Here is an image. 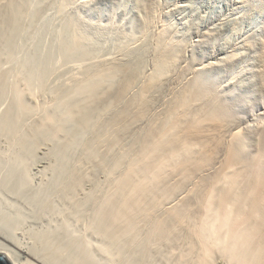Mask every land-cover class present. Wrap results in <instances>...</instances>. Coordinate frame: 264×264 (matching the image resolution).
<instances>
[{"label":"rangeland","instance_id":"rangeland-1","mask_svg":"<svg viewBox=\"0 0 264 264\" xmlns=\"http://www.w3.org/2000/svg\"><path fill=\"white\" fill-rule=\"evenodd\" d=\"M263 177L264 0H0L3 236L73 263L78 240L98 264H175L227 232L250 255ZM127 195L130 234L103 232Z\"/></svg>","mask_w":264,"mask_h":264},{"label":"bare ground","instance_id":"bare-ground-1","mask_svg":"<svg viewBox=\"0 0 264 264\" xmlns=\"http://www.w3.org/2000/svg\"><path fill=\"white\" fill-rule=\"evenodd\" d=\"M214 123H215V121H213ZM212 123V122H211ZM210 123V125H212ZM217 123V122H216ZM199 124V123H198ZM203 126V125H202ZM201 127V126H200ZM210 130H211V128H209ZM209 129H207V130H209ZM202 130H204V129H202ZM206 130V129H205ZM194 132H196L195 130H194ZM204 132V131H203ZM206 132V131H205ZM207 132H211V131H207ZM213 133V132H212ZM215 133V132H214ZM189 134V133H188ZM203 134V133H202ZM193 135H195V134H193ZM207 135V134H206ZM206 137V136H205ZM239 137V136H238ZM203 139V138H202ZM238 141V140H237ZM207 145V144H206ZM212 149V148H211ZM230 150V149H229ZM233 153V152H232ZM233 157V156H232ZM261 159V158H260ZM10 161V160H9ZM17 162V161H16ZM262 162V161H261ZM259 163V162H258ZM232 164H233V162H232ZM255 164V163H254ZM12 165H13V163H12ZM20 165V164H19ZM227 165V164H226ZM230 165V164H229ZM235 165V164H234ZM15 166V165H14ZM19 168V167H18ZM21 168V167H20ZM15 170H16V167H15ZM18 170V169H17ZM16 170V171H17ZM21 170V169H20ZM224 170H226V169H224ZM254 171H255V169H254ZM15 172V171H14ZM18 172H19V170H18ZM21 173V172H20ZM19 173V174H20ZM14 174V173H13ZM17 174V173H16ZM224 174V173H223ZM262 174V173H261ZM22 175V174H21ZM19 176V175H18ZM14 178V177H13ZM264 178V177H263ZM11 180V179H10ZM22 181H23V179H22ZM13 182V181H12ZM14 182H16V181H14ZM6 183H7V181H6ZM22 183V182H21ZM26 183V182H25ZM230 183V182H229ZM263 183H264V181H263ZM13 186V185H12ZM17 186V185H16ZM15 187V186H14ZM21 187V186H20ZM13 188V187H12ZM17 189V188H16ZM6 190V189H5ZM8 191V190H7ZM6 191V192H7ZM15 191V190H14ZM262 191V190H261ZM44 192V191H43ZM258 192V191H257ZM48 193V192H47ZM46 193V194H47ZM261 193V192H260ZM26 194V193H25ZM35 194V193H34ZM12 195V194H11ZM16 194H14L13 196H15ZM257 195H258V193H257ZM25 196V195H24ZM28 196V195H27ZM32 196V195H31ZM35 196H37V195H35ZM39 196V195H38ZM43 196V195H42ZM128 197L130 196V195H127ZM227 196V195H226ZM8 197V196H7ZM16 197V196H15ZM41 197V196H40ZM256 197V196H255ZM225 198V197H224ZM26 200H27V198H25ZM68 199V198H67ZM131 199L132 198H127V197H124V198H122L120 201H119V203L120 204H118V201H116V205H115V202H109L104 208H103V211H102V218H103V220L108 224V227L107 228H105L104 227V229L105 230H103V232L105 231L106 232V230H107V232L106 233H112L113 231H115V234H114V232H113V235H118V233L117 232H121L120 234H122V236L124 235V236H126V235H129L130 234V232H131V229H132V226H131V224L133 223L132 222V220L134 219V217H133V215L131 214ZM31 200V199H30ZM35 200H37V199H35ZM221 201L222 200H224V199H220ZM226 200V199H225ZM228 200H229V198H228ZM232 200V199H231ZM8 201V200H7ZM42 201L44 202V200L42 199ZM37 202H39V201H37ZM68 202V201H67ZM223 202V201H222ZM221 202V203H222ZM243 202V201H242ZM259 202V201H258ZM57 203V202H56ZM221 203H220V205H221ZM230 203H232V202H230L229 201V203L228 204H230ZM260 203V202H259ZM8 204V203H7ZM32 204V203H31ZM60 204V203H59ZM58 204V205H59ZM68 204V203H67ZM225 204V203H224ZM228 204H227V206H228ZM233 204V203H232ZM57 205V204H56ZM234 205V204H233ZM41 206H42V204H41ZM55 206V205H54ZM225 206V205H224ZM231 206V205H230ZM235 206V205H234ZM240 206H241V204H240ZM66 207V206H65ZM222 207V206H221ZM57 208V207H56ZM30 209V208H29ZM61 209V208H60ZM77 209V208H76ZM241 209V208H240ZM15 210V209H14ZM40 210H41V208H40ZM79 210V209H78ZM227 210H228V207H227ZM246 210V209H245ZM13 211V210H12ZM30 211V210H29ZM56 211V210H55ZM67 211V210H66ZM221 211V210H220ZM219 211V212H220ZM224 211V210H223ZM223 211H222V213H223ZM232 211H234L233 209L231 210V212ZM45 212V211H44ZM47 212V211H46ZM49 212V211H48ZM237 212H238V209H237ZM237 212H235V213H237ZM40 213V212H39ZM54 213V212H53ZM77 213H78V211H77ZM221 213V212H220ZM234 213V212H233ZM239 213V212H238ZM237 213V214H238ZM225 214H226V212H225ZM45 215V214H44ZM54 215V214H53ZM68 215V214H67ZM71 215H73V214H71ZM245 215V214H244ZM249 215V214H248ZM251 215V214H250ZM22 216V215H21ZM37 216V215H36ZM46 216V215H45ZM225 216V215H224ZM54 217H55V215H54ZM71 217V216H70ZM74 217H75V215H74ZM133 217V218H132ZM235 217H236V215H235ZM245 217H247V216H245ZM245 217H243V218H245ZM250 217V216H249ZM83 218V217H82ZM100 218V217H99ZM68 219V218H67ZM237 219V218H236ZM242 219V218H241ZM55 220H57V219H55ZM62 220V219H61ZM70 220V219H69ZM73 220V219H72ZM245 220V219H244ZM53 221V220H52ZM60 221V220H59ZM97 221V220H96ZM224 221H225V219H224ZM254 222V221H253ZM237 223H238V221H237ZM104 224V223H103ZM107 224H105V226L107 225ZM252 224V223H251ZM66 225V224H65ZM69 225V224H68ZM71 225V224H70ZM219 225V224H218ZM213 226V225H212ZM249 226H250V224H249ZM10 227V226H9ZM56 227V226H55ZM100 227V226H99ZM154 227V229H153V231L151 232V234L149 233V235L148 236H146L142 241H139V244H138V246L142 249V247H144L145 246V248H143L142 250H144V249H146V248H148L149 246H150V244H160L161 243V241L164 239V237H165V231H164V228H162L161 227V225H160V223L158 224H156L155 226H153ZM152 227V228H153ZM214 227V226H213ZM255 227H256V225H255ZM62 228V227H61ZM131 228V229H130ZM210 228H211V226H210ZM247 228H248V226H247ZM246 228V229H247ZM66 229H68V228H66ZM71 229V228H70ZM213 229V228H212ZM97 230V229H96ZM95 230V231H96ZM235 230V229H234ZM249 231L248 232H250V231H252V230H250V229H248ZM2 231V230H1ZM52 231H55V230H53L52 229ZM232 231V230H231ZM2 232H4V231H2ZM2 232H0V254L1 255H3L6 259H7V261L9 262V264H98L97 262H100L99 261V259L98 258H95L94 256H95V254L94 253H92V255H90V252H88L85 248V245H80V243L82 244V242H80L79 240L77 241V242H79V249H81L80 250V252H82L81 254H82V256H83V258L82 259H80L79 261L77 260L75 263H73L72 262V260L71 259H69L68 257V259L69 260H71V261H69L67 258H65V257H63V256H58L56 253H54V252H49V251H47V252H44L42 255L41 254H39L38 253V251L37 252H34L32 249H26L23 245H22V243L21 242H18V240H17V242H16V240L15 239H13V238H11V239H13V240H11L10 238H9V236L8 237H6V236H3L1 233ZM57 232V231H56ZM61 232V231H60ZM68 232V231H67ZM202 232H204V231H202ZM59 233V232H58ZM62 233V232H61ZM100 233V232H99ZM206 233H208L207 232V230H206ZM89 234V233H88ZM90 234H91V232H90ZM98 234V233H97ZM119 234V235H120ZM246 234H248V236H249V233H247V231H246ZM256 234V233H255ZM254 234V235H255ZM62 235V234H61ZM70 235V234H69ZM95 235V234H94ZM93 235V236H94ZM101 235V234H100ZM107 235V234H106ZM105 235V236H106ZM118 235V236H119ZM208 235V234H207ZM253 235V236H254ZM40 236H42V235H40ZM47 236V235H46ZM64 236V235H63ZM98 236V235H97ZM200 236V235H199ZM256 236V235H255ZM45 237V236H44ZM92 237V236H91ZM99 237V236H98ZM110 237H112V236H110ZM114 237V236H113ZM116 237V236H115ZM240 235L239 236H235L233 233L231 234L230 232H227V234L226 235H224V237L222 238V236H221V238H219V240H216V241H213L214 242V244H212V245H209V243H206L204 240L202 241V243L201 244H199V245H197V244H195V243H190V242H188V245H187V248L185 249V250H180V252L177 254V257H175L174 258V262H175V264H212L213 263V251H215V249H217L218 248V250H219V252H221L222 253V255L221 256H224V258H225V253L226 252H228V250H226L224 247H225V243H228L229 244V246L233 249V252H231L233 255H231V256H229V258H228V260L230 259V261L227 263V264H262V259H261V250H260V246L262 245V243H258L257 244V241H259V239L256 241V245H253L254 247H255V250H254V253H252V254H250V255H248V253H245V251H244V249L243 248H245V249H248L247 247L249 246H251V245H249V242H248V244H245V243H242V242H240ZM261 237V236H260ZM39 238V237H38ZM57 238V237H56ZM74 238H75V236H74ZM94 238V237H93ZM200 238H202V237H200ZM210 238V237H209ZM40 239H41V237H40ZM45 239V238H44ZM80 239V238H79ZM104 239V238H103ZM137 239V238H136ZM15 240V241H14ZM55 240V239H54ZM201 240V239H200ZM199 240V241H200ZM262 240V239H261ZM35 241V240H34ZM38 241V240H37ZM42 241H43V238H42ZM64 241V240H63ZM96 241V240H95ZM105 241V240H104ZM103 241V242H104ZM117 241V240H116ZM210 241H212L211 239H210ZM263 241H264V238H263ZM54 242V241H53ZM76 242V243H77ZM100 242V241H99ZM21 243V244H20ZM36 243V242H35ZM43 243V242H42ZM56 243V242H55ZM54 243V244H55ZM86 243V242H85ZM88 243V242H87ZM96 243V242H95ZM108 243V242H107ZM134 243V242H133ZM247 243V242H246ZM251 243V242H250ZM67 244V243H66ZM84 244V243H83ZM89 244V243H88ZM120 244V243H119ZM25 245V244H24ZM34 245V244H33ZM43 245V244H42ZM59 245V244H58ZM63 245V244H62ZM76 245V244H75ZM97 245V244H96ZM96 245H94V246H96ZM32 246V245H31ZM60 246V245H59ZM87 246V245H86ZM98 246V245H97ZM38 247V246H37ZM64 247V246H63ZM83 247V248H82ZM92 247V246H91ZM215 247V248H214ZM261 247H263L262 249V251H263V253H264V245H262ZM40 248H41V245H40ZM57 248V247H56ZM177 248V247H176ZM230 248V249H231ZM35 249H36V247H35ZM92 249H94V248H91L90 249V251H92ZM139 249V248H138ZM141 249H140V252H142L141 251ZM174 249V248H173ZM38 250H39V247H38ZM42 250H43V247H42ZM68 250V249H67ZM95 250V249H94ZM99 250V249H98ZM108 250H110L109 248H108ZM107 250V251H108ZM126 249H124L123 251H125ZM44 251V250H43ZM65 251V250H64ZM71 251V250H70ZM162 251V250H161ZM164 251V250H163ZM217 251V250H216ZM232 251V250H231ZM74 252H75V250H74ZM110 252H111V250H110ZM144 252V251H143ZM166 252V251H165ZM96 253V252H95ZM103 253V252H102ZM109 252H107V254H108ZM112 253V252H111ZM115 253V252H114ZM123 253V252H122ZM168 253V252H167ZM215 253H218V252H215ZM64 254V253H63ZM75 254H76V252H75ZM94 254V255H93ZM135 254V253H134ZM133 254V255H134ZM141 254V253H140ZM143 254V253H142ZM228 254V253H227ZM44 255V256H43ZM98 254L96 253V256H97ZM109 255V254H108ZM111 255V254H110ZM110 255H109V257H106L107 258V261H111V262H115L114 260H112L111 258H110ZM116 254H114L113 256H115ZM136 255V254H135ZM159 255V254H158ZM69 256V255H68ZM75 257L76 256H78V254L77 255H74ZM81 256V255H80ZM112 256V257H113ZM143 256V255H142ZM163 256V255H162ZM176 256V255H175ZM104 257V256H103ZM127 257V256H126ZM131 257V256H130ZM159 257V256H158ZM216 257V256H215ZM230 257H232L233 258V260L230 258ZM70 258H72V255L70 256ZM74 258V257H73ZM72 258V259H73ZM136 258V257H135ZM162 258V257H161ZM76 258H74V260H75ZM103 259V258H102ZM116 259V258H115ZM163 259V258H162ZM155 260V259H154ZM131 261V260H130ZM145 261V260H144ZM167 261V260H166ZM140 262V261H139ZM146 262V261H145ZM106 263V262H105ZM105 263H103V264H105ZM109 263V262H108ZM149 263V262H148ZM147 263V264H148ZM153 263V262H152Z\"/></svg>","mask_w":264,"mask_h":264},{"label":"water","instance_id":"water-1","mask_svg":"<svg viewBox=\"0 0 264 264\" xmlns=\"http://www.w3.org/2000/svg\"><path fill=\"white\" fill-rule=\"evenodd\" d=\"M0 264H9L7 259L1 254H0Z\"/></svg>","mask_w":264,"mask_h":264}]
</instances>
